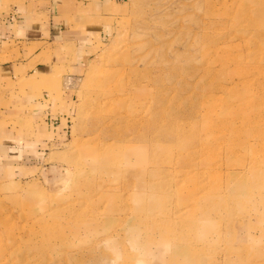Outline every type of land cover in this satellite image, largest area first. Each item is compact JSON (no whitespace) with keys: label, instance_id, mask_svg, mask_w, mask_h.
<instances>
[{"label":"rangeland","instance_id":"obj_1","mask_svg":"<svg viewBox=\"0 0 264 264\" xmlns=\"http://www.w3.org/2000/svg\"><path fill=\"white\" fill-rule=\"evenodd\" d=\"M81 2L93 0H0V26L15 18L19 22V14L25 12L36 21V17L40 20L58 13L64 18L70 11L71 28L78 29L84 26L78 22L82 21ZM113 7L111 18L105 21L98 11L90 10L92 30L103 32L102 44L94 45L90 59L70 75L65 72L64 81L44 88L54 109L19 107L22 83L5 81L9 93L0 98V264H190L184 258L195 259L193 252L205 254V264H257L264 259V206L260 201L230 205L231 213L222 216L223 226L231 221L229 227L220 235L212 233L208 226L194 224L190 206L183 205L176 192L183 180L175 169L181 155L176 154L173 162L161 159L163 146L180 142L178 133L189 137L198 132L200 136L202 129L197 131L192 123L180 120L176 125L170 120L168 125L166 109H142L145 125L127 140L118 137L128 116L120 104L92 109L90 103L100 84L95 74L101 78L109 71V76L114 72L119 77L126 69V80L131 70L144 82L151 77L158 94L163 100L166 96L169 109H179L186 117L194 110L210 109L209 103L206 107L200 104L209 90L206 74L212 64L205 48L215 45L219 56V64L211 67L215 77L221 75L218 70L224 55L231 66L248 76L247 72L264 67V35L255 27L264 0H115ZM235 59L242 63H234ZM256 73L264 78L263 72ZM43 79L45 86L50 84L46 76ZM233 89L234 95L215 93L216 125L227 123L246 106H238L239 99H251L249 95L241 98L246 94L242 84ZM230 103L232 110L226 108ZM255 109L264 117V108ZM49 114L65 119L52 126ZM170 125L174 136L168 138L169 133H164ZM106 126L114 130L110 133ZM87 145L97 146L103 161L106 152L121 157L124 151L132 161L149 150L155 155L138 162L135 174L109 175L105 163L82 157ZM186 157L191 163L198 161ZM190 165L201 173L205 170ZM135 195L147 201L143 211L132 201ZM215 209L205 212L209 223L224 213ZM249 225L250 231L242 229Z\"/></svg>","mask_w":264,"mask_h":264},{"label":"bare ground","instance_id":"obj_2","mask_svg":"<svg viewBox=\"0 0 264 264\" xmlns=\"http://www.w3.org/2000/svg\"><path fill=\"white\" fill-rule=\"evenodd\" d=\"M256 16L258 20L256 26H254L257 30L261 29V34L264 35V8H261ZM214 46L209 45L204 51L208 61L212 64H207H210V69L207 70L209 74H206L210 78L209 90L204 93V96L202 95V101L200 102L203 107H206L209 103L210 109H200L201 112L199 109L194 110L189 117H186L183 112L180 113L179 109L172 107L169 109V103L165 99L166 96L163 94V100L162 95L158 94L159 88L153 86L151 77L147 76V82H144L143 79L137 76V71L131 70L129 71L131 72V77L126 80V77L124 78L123 76L126 69H124L125 71L119 77L114 72L109 76L111 72L107 71L103 77L98 78V75L96 76L95 72H93L91 76L95 74L94 79L100 81V84L90 104L93 106L92 109H110L113 107L114 102L120 104L128 116L125 120L123 132L118 136L119 138H128V135L136 137L139 126L145 125L146 119L144 115L142 116V109L163 108L166 109L165 113L169 119L168 125L170 124V120L175 125L176 120H180L186 121V125L192 123V125L197 127V131L202 129L200 136L198 132L189 137L184 132L178 133L177 138L180 139V142L173 146L166 144L162 147L160 155L162 156V160H167L168 162L175 161L176 154L181 155L179 158L181 160H177L178 164H175V169H177L183 180L177 186L176 192L180 193V197L183 199L182 204L190 206V214L196 217L195 225L208 226L210 232H216L220 235L224 228L228 226L227 224L231 223L229 221V223L224 225L225 227L222 224L224 222L223 217H227L231 213L229 210L230 205H245L258 200L264 206V127L260 128L264 125V117L259 116L260 109H255L258 107L264 108V78L258 77L259 73H256H264V67H258L256 72H247L248 76L246 72L243 74L238 71L237 67L231 66L229 57L227 58L224 55L220 60V70H218L221 72V75L215 77L213 76L211 67L219 64V56ZM259 62H263V59L260 58ZM234 63H242V61L235 59ZM241 66H244L243 68L245 69L247 67L244 64ZM134 68L137 69V67ZM235 84L243 85L246 94L241 98L249 95L251 99L248 101L239 99L237 105L245 104L246 106H241L240 111L233 115L232 119H229L227 123L216 125L218 123L215 121L218 110L216 100L218 98H216L215 93L221 91L232 95L235 92V89H233ZM232 105L233 103L226 104V108L232 110L230 109L233 107ZM181 117L185 119L182 120ZM106 127L110 128V133L114 130L112 126ZM173 127V125H170L165 130L164 135L169 133L168 138L174 136ZM129 139L132 138H128L127 140ZM81 155L84 159L91 160L92 162L100 161L105 163L109 175L110 172H113V175L114 173L118 175L119 173L126 172H133L135 174L138 171L136 170L137 163L145 158L152 159L155 154L149 150L143 158L136 156V161H132L130 157H126L124 151L121 157H116L106 152V160L103 161L101 159L103 155L101 150L97 146L90 147L87 145L82 148ZM186 156L197 157V163H191L190 158ZM190 164L203 166L207 175L204 174L205 170L201 173L190 168ZM147 171L149 170L139 174V178L143 174L146 175ZM115 180L117 181V178ZM132 201L139 203L136 206L140 210L145 209L147 201L142 196L135 195V197H132ZM183 205L182 207L184 208ZM215 206L218 208L215 209L217 212L222 210L224 213L219 215L218 218L220 220L209 223L205 219L207 217L205 212ZM199 215H201V218H197ZM247 226H244L242 229L250 231V225L249 227ZM218 238L220 239L217 241L221 242V236H218ZM228 239L236 241L235 237H229ZM193 253L195 254V259L184 258L187 263L205 264L203 259V255L205 254ZM231 255L232 253L227 254L226 259H230ZM228 262L232 261L229 260ZM257 264H264V259H259Z\"/></svg>","mask_w":264,"mask_h":264},{"label":"crops","instance_id":"obj_3","mask_svg":"<svg viewBox=\"0 0 264 264\" xmlns=\"http://www.w3.org/2000/svg\"><path fill=\"white\" fill-rule=\"evenodd\" d=\"M92 3H79L78 13L82 21L78 22H83L84 26L78 29L71 28L70 11L64 13V18L58 13L40 20L36 17V21H33V15L25 12L19 14L26 20L24 24H21L22 19L18 22L15 18L14 22L6 21L0 26V98L9 93L5 89V81L11 79L15 84L22 83L19 107L38 110L55 108L44 88L54 87L60 79L64 81L65 72L70 75L73 69L90 59L94 45L103 37V32L91 28L90 10L98 11L99 17L105 21L111 18L108 15L114 9L115 0H93ZM45 76L50 81L47 86L43 79ZM49 116L52 126L65 119L64 116Z\"/></svg>","mask_w":264,"mask_h":264}]
</instances>
